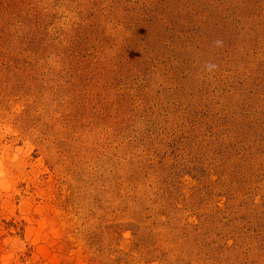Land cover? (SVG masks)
<instances>
[{
  "label": "rangeland",
  "instance_id": "obj_1",
  "mask_svg": "<svg viewBox=\"0 0 264 264\" xmlns=\"http://www.w3.org/2000/svg\"><path fill=\"white\" fill-rule=\"evenodd\" d=\"M0 264H264V0H0Z\"/></svg>",
  "mask_w": 264,
  "mask_h": 264
}]
</instances>
